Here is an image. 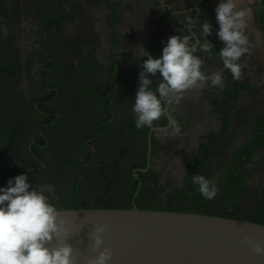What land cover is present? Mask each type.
<instances>
[{
  "label": "rangeland",
  "instance_id": "obj_1",
  "mask_svg": "<svg viewBox=\"0 0 264 264\" xmlns=\"http://www.w3.org/2000/svg\"><path fill=\"white\" fill-rule=\"evenodd\" d=\"M43 1L0 0L4 8L0 14V177L8 181L35 167L29 147L40 142L46 149L34 150L45 167L34 177L38 185H53L52 204L75 197L87 206L96 200L100 205L128 208L135 195L129 172L146 160L148 135V128L135 127L132 105L146 59L143 50L151 55L148 45L155 31L154 18L164 10L158 0ZM165 1L178 12L177 24L169 25L159 43L160 52L153 58L161 56L170 36H187L178 25L190 21L189 3L198 1L196 6L203 13L214 12L219 3ZM239 7L250 10V15L245 32L249 52L238 63L243 83L254 89L247 86L240 91L223 120L216 107L221 99L219 87H211L209 82L183 94L172 111L181 132L172 135L170 130L158 136L152 172L138 200L141 208L165 205L191 211L198 206L210 214L248 218L264 210V151L258 153L262 156L252 157L241 175L243 187L235 196L239 204L232 208L222 195L225 174L240 148L253 141L254 123L264 115V31L260 23L263 18L264 25V0H239ZM206 22L212 26L207 41L212 49L222 48L216 20H199L197 31L201 33ZM195 55L203 60L205 74L222 72L225 85L236 81L210 52ZM110 73L112 80L105 78ZM149 79L150 87H155L161 77L157 73ZM111 84L115 91L108 101L106 87ZM163 120L161 117L153 125ZM52 121L53 126H47ZM103 123L102 133L92 142ZM208 138L217 142L206 148L212 158L198 171L216 183L218 194L212 200L181 191L186 183V162L200 156V146ZM90 142L97 148L96 156L76 183V169L90 158Z\"/></svg>",
  "mask_w": 264,
  "mask_h": 264
},
{
  "label": "clouds",
  "instance_id": "obj_2",
  "mask_svg": "<svg viewBox=\"0 0 264 264\" xmlns=\"http://www.w3.org/2000/svg\"><path fill=\"white\" fill-rule=\"evenodd\" d=\"M214 12L219 27L216 36L224 45L219 52L223 67L230 71L234 80H239L242 70L238 61L249 52L245 32L250 10L241 9L239 0H219ZM201 35L203 44L199 39L193 43L192 36H170L159 58H153L143 50L146 59L141 66L139 87L132 105L137 129H153L154 121L169 115L170 110L175 111L173 105H179L186 91L203 88L209 82L211 87L223 90V73L205 74L201 71L203 60L195 55L197 51L208 52L212 48L206 39L212 35L211 24L206 22L201 25ZM157 73L161 79L153 91L149 75L154 77ZM169 124L172 135L180 134L178 122L169 120ZM28 179L27 175H17L7 181V187L0 188V264H74L70 244L64 243L51 249L47 246L65 233L64 221H58L60 212L50 202V196L54 194L53 185H36L33 188ZM192 183L198 186L199 193L207 200L214 199L218 194L215 181L205 176L193 175ZM95 232L93 251L104 243L101 236L104 228L97 227ZM244 243L252 244L256 255H264L261 245L247 238ZM111 257V250L105 248L92 264H107Z\"/></svg>",
  "mask_w": 264,
  "mask_h": 264
},
{
  "label": "water",
  "instance_id": "obj_3",
  "mask_svg": "<svg viewBox=\"0 0 264 264\" xmlns=\"http://www.w3.org/2000/svg\"><path fill=\"white\" fill-rule=\"evenodd\" d=\"M195 41L197 36L193 34ZM168 121L171 115L166 116ZM167 127L156 128L168 130ZM159 135V134H158ZM148 157L152 150L148 137ZM135 169L133 176L146 172ZM141 183L137 188L140 190ZM65 233L54 238L50 249L68 243L74 264H92L100 251L110 249L107 264H264V255H256L252 244L264 247V224L236 218L195 213L139 208L58 209ZM97 227H103L104 243L93 251Z\"/></svg>",
  "mask_w": 264,
  "mask_h": 264
},
{
  "label": "trees",
  "instance_id": "obj_4",
  "mask_svg": "<svg viewBox=\"0 0 264 264\" xmlns=\"http://www.w3.org/2000/svg\"><path fill=\"white\" fill-rule=\"evenodd\" d=\"M42 3H44L43 0H41V4ZM157 5L160 8H162L164 10V12L162 14L155 16V18H154L155 31H154V33H152V35L149 38L148 47L151 49V55L153 57L160 52L159 43L161 42L163 37L166 35V31H167L169 25H171L172 23L177 24L176 14L178 13L177 11L172 9L171 6L169 5V2H167L165 0H158ZM192 7H193V5H191L190 7H188V9H186V11H188L191 14L190 21L187 24L178 25V27L183 29L184 32L187 33V36L193 37V39H192L193 43H195V37L193 35V34H195L197 36V38L199 39L200 44H203L204 41L201 38V33L199 31H197V29H196V24L199 20H202V21H207V20H211V19L215 20V12L209 11L207 13H203V12L199 13L198 9H193ZM3 9L4 8H2V6H0V14H4ZM39 16H40V14L38 15V17ZM262 22H263V18L260 21V23L262 24V30L264 31V25ZM189 28H191V31H189ZM221 49L222 48H219V49L210 48V50L208 52H210L213 55L214 60L215 59L221 60V58L219 56V52ZM202 53H207V52H202ZM111 74L112 73L105 75V78L112 80V79H110ZM157 86H155V87L151 86V88L156 89ZM247 86L251 89H254L253 87H251V85H245L243 83L242 78L239 80H236L235 82L234 81L232 82V80H231L229 82V84L225 85V87L221 91V99H219L216 102V107L222 114V117H221L222 120H223V118H226V116H228V113H230V110H229L230 103L238 96L240 91L244 90ZM106 90L107 91H106L105 95L108 98V101H110L112 99V95L115 91V86H113L112 84L108 85L106 87ZM108 104H109V102H108ZM164 119H165V116H164ZM101 125H103V126L102 127L100 126L101 127L100 129L98 128V131H100V134L102 133L103 128L105 127L104 126L105 123H103ZM159 125H162V124H157L156 126H153V127H157ZM148 130L149 129L145 130V133L148 134ZM208 139H209V142L207 144L200 146V151H199L200 156L197 159H192L188 165L187 175H186V183L181 190L186 195H189V194L194 195L195 194L196 197L201 196L200 193H196V189L198 186L192 183V176L193 175H201V173L198 171V169L200 167L203 168L206 164H208L210 162V160L212 158L211 154L208 152V150H206V148L208 146H210L211 144L217 142V140L216 139L215 140L210 139V138H208ZM154 145H155V141H154V139H152V147ZM261 151H264V115H263V117L258 118L257 121H255V123H254L253 141L251 142V144L244 145L240 148L238 156H236L234 162L232 163L229 170L225 174V188H224V191L222 192V195L224 196V198H226V200H229L231 202L232 208L239 204V198L235 197V196L243 187V182H242L243 180L241 179V175H242L246 165L251 162L253 156H255V155H258L259 157L262 156V155H259ZM146 154H147V138H146V143H145V148H144L145 159H146ZM145 161L143 163L139 164L138 166L133 167L132 170L129 172L130 178L135 182L133 195L136 191L138 182L136 179H134L132 172L135 169L144 168L146 165ZM194 168H196V169H194ZM138 174H139V176H143L142 173H140L139 171H138ZM144 188H145V183L143 184V186L139 192V195L136 199L137 204H138L139 197H140L141 193L143 192ZM138 207L141 208L139 205H138ZM83 208H120V207H115V206L110 205V204H103V205H100L97 207H83ZM144 209L172 210V211H184L185 212V210L168 208L165 205L148 206V207H145ZM191 211L195 212V213L206 214V215L244 219V220H249V221L264 224V210L259 215H255L254 217H251V218L244 217V216L239 217V216H233V215L210 214L208 212L200 210L198 206H195Z\"/></svg>",
  "mask_w": 264,
  "mask_h": 264
},
{
  "label": "flooded vegetation",
  "instance_id": "obj_5",
  "mask_svg": "<svg viewBox=\"0 0 264 264\" xmlns=\"http://www.w3.org/2000/svg\"><path fill=\"white\" fill-rule=\"evenodd\" d=\"M197 2H198V1H197ZM197 2H196V3H197ZM196 3L191 2V3H189L188 7H190L191 5H193L192 8H193V9H198V11H199V13H200V12H201V11H200V8L196 6ZM169 114L171 115V120H174V116H173L171 110L169 111ZM56 117H57V116H56ZM165 120H166V121H165ZM53 122H54V121L48 123L47 126H53ZM159 124H162V125H159V126H157V127H153V129H150V130H149L148 135H147V143H148V137H149V134H150V133H151V142H152V139H154L155 143H157V142H159V140L157 139L158 136H162L163 134H165V133H167V132H169V131L171 130V126H170L169 129L166 130V131H157V130H156V128H159V127H163V128H164V127H167V126L169 125V121H168V119H167L166 116H165V119H164L162 122H160ZM102 126H103V125H101V127H102ZM101 127H99V129H100ZM15 131L18 133L17 130H15ZM98 134L100 135V131L97 132V134L94 136V139H93L92 142L97 141V137L99 136ZM158 134H159V135H158ZM15 136H16V134H15ZM15 136H14V139H15V141H16ZM43 140H44L45 142H47V139H44V138H43ZM88 145L91 147L90 158L88 159L87 163L83 164L82 166H80L79 168L76 169V173H77V175H76V178H77L76 183H78V181L82 179L83 169L88 168V167L90 166V164L93 162V160H94V158H95V156H96V150H97V148L94 147V146H92V145H91V142L88 143ZM29 149H31V150L33 151L32 156L35 158V164H36V166L27 169V170L25 171V173H23V174H24V175H27V176L29 177V179H28L27 182H28L32 187H35V186L38 185V184H37V182H36V180H35L34 175L37 174V173L39 174L40 172H42V169L45 167V165L43 164L42 157H41L40 155L36 154V151H35L34 149H37L38 151H43V150L46 149V144H41L40 142H36V143H34L33 145H31V146L29 147ZM153 155H154V146L152 147V150H151V153H150V157H148V147H147V154H146V161H145V164H146V165H145L144 168L147 167V164H148V163H150V166H149V168H148V170H147L146 172H140V173H142L143 176H139L138 172L136 173V174L138 175V178H135V177L133 176L134 179H136L137 182H138L137 188H138V186H139V183H141L140 190H141L143 184L145 183L146 178H147V177L150 175V173L152 172V168H153ZM190 161H191V160H188V161L186 162V173H187V169H188V165H189ZM17 174H18V173H17ZM6 181H7V180H6V177H5V176L0 177V187H4L3 185H6V186H7ZM137 188H136V191H135V195H134V197H133V202H132V204H131L130 207H132L133 204H135V205L138 207V204H137V202H136V199H137V197H138V195H139L140 190L137 192ZM54 205L56 206L57 209H72V208H80V207H97V206H100V204H97V203H96V200H95L94 203H93L92 205H90V206H87V205H84V204H80V203L78 202V200H77L75 197H69V198H68L67 200H65V201H64V200H58ZM101 207H102V206H101Z\"/></svg>",
  "mask_w": 264,
  "mask_h": 264
}]
</instances>
